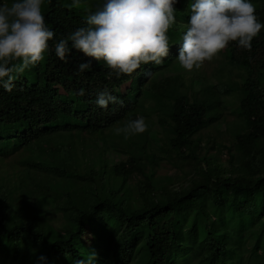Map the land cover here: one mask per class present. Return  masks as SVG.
Here are the masks:
<instances>
[{
	"label": "trees",
	"instance_id": "obj_1",
	"mask_svg": "<svg viewBox=\"0 0 264 264\" xmlns=\"http://www.w3.org/2000/svg\"><path fill=\"white\" fill-rule=\"evenodd\" d=\"M72 2L44 0L46 24L56 33L45 59L19 75L13 91L0 86V157L28 152L22 162L26 169L53 179L45 187L28 171L16 172V185L8 187L0 175V264H75L92 250L97 254L94 264H264L257 254L264 253V29L250 52L235 42L224 50L228 64L242 72L237 90L240 129L228 146L220 147L225 161L210 154L212 146H201L196 137L218 119L208 115L214 106L168 90L162 110L167 121H156L159 127L165 123L163 141L170 161L189 169L179 181L158 179L154 157L146 153L144 158L130 153L126 160L111 164L96 157L80 170L66 136L80 143L85 133L102 141L105 130L135 120L142 111L146 79L157 66L178 59L182 39L162 63L142 65L131 76H109L104 61L75 49L67 62L61 61L55 44L87 27L86 17L104 0H81L79 8H70ZM193 2L178 0L170 39L183 36ZM251 2L264 23V0ZM89 61L90 69L77 71ZM80 89L85 95L77 94ZM105 89L123 103H110L106 109L97 106V95ZM47 139L45 150L29 152L32 144ZM130 143L124 146L128 153ZM133 146L144 152V145ZM71 157L72 163L67 159ZM135 173L144 180L128 190L133 201L126 212L120 193ZM28 181L33 188L27 189ZM53 189L60 200L52 197ZM51 211L74 216L53 226L47 217ZM245 237L251 243L243 260L238 243ZM40 256L46 261L40 262Z\"/></svg>",
	"mask_w": 264,
	"mask_h": 264
},
{
	"label": "clouds",
	"instance_id": "obj_2",
	"mask_svg": "<svg viewBox=\"0 0 264 264\" xmlns=\"http://www.w3.org/2000/svg\"><path fill=\"white\" fill-rule=\"evenodd\" d=\"M178 0H104L103 6L86 17L87 27H81L55 44L56 56L68 61L73 49L95 61H104L117 78L131 76L148 63L160 64L170 52L169 30L176 23ZM44 0H12L0 4V86L11 92L15 81L26 69L40 64L49 50V41L56 33L49 29L42 6ZM81 0H73L70 8H79ZM264 29L251 0H194L178 63L186 71L199 70L211 62L228 46L252 50V42ZM92 67L91 61L78 65L84 72ZM85 95L83 89L77 93ZM97 106L107 108L110 103L123 101L107 89L97 95ZM145 117L138 116L121 127L116 135L125 139L148 130ZM95 250L87 259L75 264H94ZM40 262L46 257H38Z\"/></svg>",
	"mask_w": 264,
	"mask_h": 264
},
{
	"label": "rangeland",
	"instance_id": "obj_3",
	"mask_svg": "<svg viewBox=\"0 0 264 264\" xmlns=\"http://www.w3.org/2000/svg\"><path fill=\"white\" fill-rule=\"evenodd\" d=\"M11 2L12 0H6L5 3ZM181 39L182 36H179L176 40L170 39V45L176 44ZM26 72L28 73V69L20 75H26ZM241 80V70L228 64L224 51L211 62H205L199 70L194 69L191 72L181 68L178 59L172 61L168 60L166 63L157 66L143 85L146 94L142 97V111L138 114V116L145 117L149 125L148 130L142 134L131 136V141L125 139L123 134H121V138H123L121 141V138L117 137L114 133V129L126 124V122H122L115 127L105 130L102 135V141L94 137H89L85 133H81L82 139L84 140L80 143L78 140L75 141L74 137L70 138L66 136L67 140L73 143V145H71L72 149H74L73 154L81 164V167L78 169L81 170L82 168L85 170L88 168L90 161L96 157H100L101 161L104 160V162L111 164L126 160L130 153L141 158H144L146 153L154 157L153 160L156 163L154 167L155 175L158 179L171 178L179 181L182 174L188 172L189 169L188 167L177 168L174 163L175 161H170L169 155L165 151L163 137L164 130L166 129L164 122L167 121V117L162 110L166 108L164 103L167 101L165 98L168 90H174L180 95L186 96L190 101L194 99L198 101L203 99L206 103L214 106L208 115H218V119L211 126L201 130L196 137L200 140L201 146H212L213 149L210 151V154H217L221 161H225V151L220 147L221 145L228 146L233 133L240 129L241 122L237 116V90ZM261 84L264 87V72L262 73ZM55 108L59 110L60 104L56 103ZM158 119L164 121L160 122L162 123L161 127L157 125L159 124V122L156 121ZM48 142L49 139L42 144H32L29 148V152L32 153L36 151L38 153L41 150H45L44 148H46ZM127 142L128 144L130 142L132 143H130L129 153L128 149L124 148ZM133 145H138L139 147L144 145V152L142 153L141 150L137 147L135 148ZM65 152L66 151H63L62 155H64ZM28 155V152L20 150L7 157H0V175L3 178L2 185L8 187L16 185V177L13 174L16 172L23 174L28 171L26 169L27 166L22 163L23 160H26L25 158H27ZM56 156V153H54L52 157L56 158ZM67 159L71 163L74 162L72 157ZM97 164L98 161H95L93 164L95 169L97 168ZM110 164L107 167V172L111 169ZM28 172V175L35 177L36 180H33L35 183L37 181L40 185L45 187H50L53 184V179L46 177L40 172L31 170ZM143 180L142 176L135 173L127 181L126 188L121 191L120 195L124 199L123 205L126 212L129 203L133 201V197L128 190L132 189V187L139 182H143ZM32 185V182H29L27 184V189L33 188ZM51 195L55 201L60 200V196L56 190L53 189ZM73 216L71 212L56 213L52 211L47 215L48 222L53 226L60 225L63 220L70 222ZM233 221L234 219H232L231 224ZM228 228L230 229V226ZM231 231H233V229H231ZM229 239L231 240L230 235H227L226 242L229 243ZM85 240H88L87 236H85ZM250 243L251 239L247 237L238 243V247L243 255L249 251ZM257 254L261 257L260 262L264 263V253L258 251ZM243 260H245V255ZM178 264L183 263L180 262ZM243 264H245L244 261Z\"/></svg>",
	"mask_w": 264,
	"mask_h": 264
}]
</instances>
